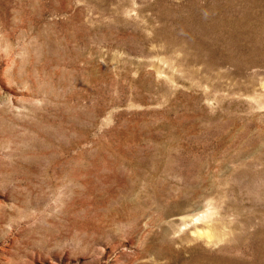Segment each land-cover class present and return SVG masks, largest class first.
<instances>
[{"label":"rangeland","instance_id":"1","mask_svg":"<svg viewBox=\"0 0 264 264\" xmlns=\"http://www.w3.org/2000/svg\"><path fill=\"white\" fill-rule=\"evenodd\" d=\"M0 264H264V0H0Z\"/></svg>","mask_w":264,"mask_h":264},{"label":"bare ground","instance_id":"2","mask_svg":"<svg viewBox=\"0 0 264 264\" xmlns=\"http://www.w3.org/2000/svg\"><path fill=\"white\" fill-rule=\"evenodd\" d=\"M126 10H127V9H126ZM131 11H132V9H131ZM131 11H130V12H131ZM128 12H129V10H128ZM89 32H90V31H89ZM49 38H50V37H49ZM52 38H53V37H52ZM46 40H47V39H46ZM49 41H50V40H49ZM42 51H43V50H42ZM43 53H44V52H43ZM47 54H48V53H47ZM56 57H57V56H56ZM47 58H48V56H47ZM27 59H28V58H27ZM45 59H46V58H45ZM44 61H46V60H44ZM23 62H24V61H23ZM23 62H22V63H23ZM26 63H27V62H26ZM14 80H15V79H14ZM26 80H28V79H26ZM20 81H21V80H20ZM15 82H16V81H15ZM29 82H30V81H29ZM21 83H22V82H21ZM33 84H34V83H33ZM31 85H32V84H31ZM31 85H30V86H31ZM91 205H92V204H91ZM208 210H209V209H208ZM206 213L208 214V212H206ZM201 218H202V217H201ZM204 218H206V219H211V213H210V215H208L207 217L204 216ZM166 219H167V218H166ZM193 219H194V218H193ZM194 220L197 221V222H199V221H200V218L197 217V218L194 219ZM194 220H193V221H194ZM201 221L204 222V220H201ZM186 222H187V221H186ZM197 222H196V223H197ZM207 222H209V221H207ZM194 223H195V222H194ZM197 224H198V223H197ZM195 228H197V226H196ZM204 228H205V227H204ZM104 232H105V231H104ZM199 232H201V230H199Z\"/></svg>","mask_w":264,"mask_h":264}]
</instances>
